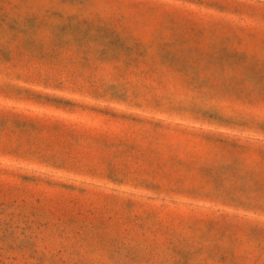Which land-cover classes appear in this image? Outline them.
<instances>
[{
  "label": "rangeland",
  "instance_id": "obj_1",
  "mask_svg": "<svg viewBox=\"0 0 264 264\" xmlns=\"http://www.w3.org/2000/svg\"><path fill=\"white\" fill-rule=\"evenodd\" d=\"M0 264H264V0H0Z\"/></svg>",
  "mask_w": 264,
  "mask_h": 264
}]
</instances>
